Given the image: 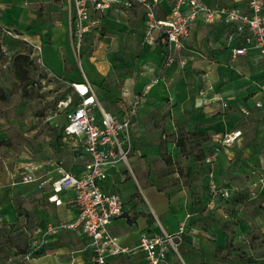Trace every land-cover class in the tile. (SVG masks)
I'll use <instances>...</instances> for the list:
<instances>
[{"label": "crops", "instance_id": "0c3cea01", "mask_svg": "<svg viewBox=\"0 0 264 264\" xmlns=\"http://www.w3.org/2000/svg\"><path fill=\"white\" fill-rule=\"evenodd\" d=\"M8 1L0 0V22L12 24L14 27L8 29L14 30L17 37L19 30L36 27L35 33L25 38L33 47H40V64L48 74L62 77L71 85L85 78L99 104L106 105L108 110L103 109L116 118L124 117L137 99L131 121L134 153L129 159L137 177L164 194L167 203L159 210L161 223L149 204V213L139 209L143 198L122 199L119 186L126 183L128 176L118 163L109 169L103 189L119 194L124 214L108 225V233L120 245L132 247L141 233H159V226L175 233L183 225L178 255L170 251L161 264H246L238 257L240 251L252 257L249 264H264V251L251 242L255 232H264V56L251 50L233 58L224 48L225 26L198 21L184 40L181 57L186 65L164 68L159 49L142 41V10H108L92 14L97 23L84 37L81 57L93 52L91 62L86 63L93 77L89 79L83 66L78 71L73 69L75 58L69 46L63 0L55 4L59 15L46 14L37 20L32 7L53 8L51 0H13L15 5ZM167 8L166 3H161L157 17L163 18ZM133 11L138 13L137 18L131 15ZM155 79L159 81L154 83ZM257 102L260 107L255 106ZM241 108L249 113L243 114ZM233 131H240L241 135L220 148L213 167L216 183L227 188L230 197L216 199L208 190L205 158L220 137ZM179 138L185 139L183 149L177 144ZM69 146L74 154V141H69ZM186 150L187 156L183 155ZM49 159L74 174L83 170L70 169L53 157ZM3 164L0 228L19 223L20 233L12 237L0 229V264H90L88 239L81 232L68 229L42 233L48 224L75 220L77 212L67 204L70 191L58 194L61 203L56 204L50 200L49 188L23 184L31 193L21 195L20 207L15 208L13 199L18 184L13 175L10 177L3 170ZM23 167L16 169L17 179ZM131 175L134 177L133 172ZM143 197L147 201L145 194ZM22 236L24 245L19 239ZM247 241L252 248L250 243L244 244ZM108 264L147 263L143 252L135 251L111 257Z\"/></svg>", "mask_w": 264, "mask_h": 264}, {"label": "built area", "instance_id": "2783aa9c", "mask_svg": "<svg viewBox=\"0 0 264 264\" xmlns=\"http://www.w3.org/2000/svg\"><path fill=\"white\" fill-rule=\"evenodd\" d=\"M161 3L168 6L163 18L157 17ZM63 6L68 18L69 46L75 59L81 57L85 34L97 23L92 18L93 13L130 11L135 8L142 10V41L159 49L164 68L175 65L183 68L186 65V60L181 57L184 40L198 21L225 26L224 48L233 58L244 56L251 50L264 56V0H237L228 6L204 0H63ZM4 31L17 37L12 29L4 28ZM33 48L38 53L35 55L37 62L41 63L40 47ZM158 81L155 79L154 83ZM72 86L79 99L71 108V101L60 102V106L66 109L61 131L63 137L74 141L75 149L87 158L82 172L74 174L51 159L30 163L20 172L22 184H35L38 189L49 188L52 192L50 200L56 204L61 203L58 194L64 191L71 193L67 204L75 208V220L48 224L43 235L68 229L81 232L88 239L86 247L90 252V264H108L111 257L130 255L135 251L143 252L147 264L163 263L170 251L178 255L183 225L175 233H169L161 226L159 233H141L132 247L120 245L107 231L114 219L123 216L124 209L119 194L105 191L103 185L109 169L118 163L128 164V155L133 149L131 121L137 99L124 117L116 118L99 104L91 84L85 78ZM255 106L260 107L261 104L257 102ZM240 111L245 115L249 113L242 108ZM54 126L58 127L57 124ZM240 135V131L224 134L205 158L209 169L208 190L213 198L230 197L229 190L216 183L213 167L220 148L232 144ZM35 245L34 249L37 248Z\"/></svg>", "mask_w": 264, "mask_h": 264}, {"label": "rangeland", "instance_id": "374dc122", "mask_svg": "<svg viewBox=\"0 0 264 264\" xmlns=\"http://www.w3.org/2000/svg\"><path fill=\"white\" fill-rule=\"evenodd\" d=\"M213 1L227 6L233 4L232 0ZM49 3L53 8H48L50 6H47V8L32 7V15L36 17V20L41 19L46 14L49 17L59 15V11L55 7L57 0H51ZM8 4L15 5L16 2L10 0ZM63 12L64 15L66 12L65 8ZM133 12L131 15L137 18L139 16L138 13ZM9 27L14 26L9 22H0V88L8 93V100L0 102V141H4L7 144V146H0V168L5 162L3 170L8 172L10 177L13 175V181L18 184L15 186L16 194L13 199L14 207L18 208L21 203V195H30L31 193L30 189H28L29 187L21 184L20 179L16 178V171H18L16 169L18 167H23V165L30 163H41V161L53 157L70 169L82 170L85 167L87 158L79 150H75L74 154H72L69 146V141L72 140L63 137L62 127L57 128L54 126L55 122L59 123L60 126L65 124L66 109L64 106H60V102L69 103L71 100L78 98L74 87L68 80L62 77L56 78L48 74L45 68L37 62L33 54L35 52L34 48L25 38L27 35H33L35 33L33 30L36 27L30 25L27 29L19 30L18 37H12L4 31V28L7 29ZM18 54L28 55L31 61L27 66L31 77V85L23 86L13 74L12 60ZM92 55L93 52L92 54L87 52L84 59L82 57L75 59L73 65L75 71H78L77 68L80 69L83 66L84 72L89 79L93 77H91L89 66L86 63L91 62ZM75 74L77 76L80 75L79 72ZM102 106L105 110H108L106 105L102 104ZM59 135H62V137ZM133 153L131 151L128 155L129 167L123 163L118 167L124 171L123 174L125 176H128L126 183L119 186L120 195L125 200H129L134 196L143 198V201L138 203L139 209L149 213L150 205L154 208L157 215H159L160 208L167 203L166 198L164 194L152 188L150 184L146 186L137 177L134 163L129 159ZM188 154V150L183 152V155L187 156ZM165 157L167 161V155ZM169 159L172 160L170 156ZM131 172H133L134 177L131 175ZM144 194L147 196L148 202L144 199ZM227 200L229 199L227 198ZM158 219L162 223L163 219L160 215ZM19 226V223L13 226L4 224L0 229L4 232L7 231L9 235L15 237L20 233ZM28 232L30 233L29 230ZM252 236L254 240L251 239V242L259 245L257 247H260L264 251V232H259L257 235L255 232ZM19 239H21V244L24 245V236L19 237ZM251 242L247 241L244 244L247 246L250 243L252 248ZM228 248L229 243H227L226 250ZM244 254V252L240 251L238 254L240 260L246 264L251 263L250 259L252 257H246Z\"/></svg>", "mask_w": 264, "mask_h": 264}, {"label": "trees", "instance_id": "16d2710c", "mask_svg": "<svg viewBox=\"0 0 264 264\" xmlns=\"http://www.w3.org/2000/svg\"><path fill=\"white\" fill-rule=\"evenodd\" d=\"M30 63H31V61H30L28 55H25V54H18L12 60L13 74L23 86H28V85L32 84L31 83V77H30L28 69H27V66ZM78 99L79 98H77L75 100H71V102L69 104V108L74 106L77 103ZM7 100H8V93L4 89L0 88V102H6ZM59 136L62 137V135H59ZM186 138L188 139V137H186ZM184 142H185V139L179 138V140L177 141V144L183 149ZM0 146H7V144L4 141H0ZM226 247H227V245H226ZM0 249H1V247H0Z\"/></svg>", "mask_w": 264, "mask_h": 264}, {"label": "bare ground", "instance_id": "6f19581e", "mask_svg": "<svg viewBox=\"0 0 264 264\" xmlns=\"http://www.w3.org/2000/svg\"><path fill=\"white\" fill-rule=\"evenodd\" d=\"M80 89H81V91H83V88L82 87H80Z\"/></svg>", "mask_w": 264, "mask_h": 264}]
</instances>
